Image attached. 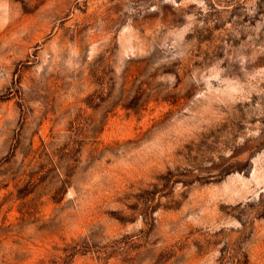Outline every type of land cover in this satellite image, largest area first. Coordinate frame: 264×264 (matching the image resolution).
<instances>
[{
  "label": "rangeland",
  "instance_id": "1",
  "mask_svg": "<svg viewBox=\"0 0 264 264\" xmlns=\"http://www.w3.org/2000/svg\"><path fill=\"white\" fill-rule=\"evenodd\" d=\"M0 264H264V0H0Z\"/></svg>",
  "mask_w": 264,
  "mask_h": 264
}]
</instances>
